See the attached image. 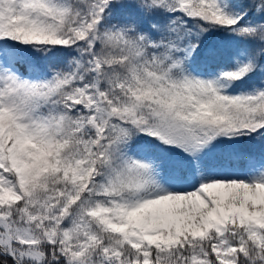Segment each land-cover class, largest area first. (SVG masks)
<instances>
[{"label":"snow or ice","instance_id":"1","mask_svg":"<svg viewBox=\"0 0 264 264\" xmlns=\"http://www.w3.org/2000/svg\"><path fill=\"white\" fill-rule=\"evenodd\" d=\"M0 264H264V0H0Z\"/></svg>","mask_w":264,"mask_h":264}]
</instances>
